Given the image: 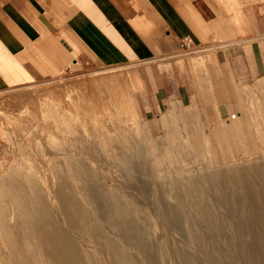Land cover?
Returning a JSON list of instances; mask_svg holds the SVG:
<instances>
[{
	"label": "rangeland",
	"instance_id": "1",
	"mask_svg": "<svg viewBox=\"0 0 264 264\" xmlns=\"http://www.w3.org/2000/svg\"><path fill=\"white\" fill-rule=\"evenodd\" d=\"M125 66H128L123 69L126 71H130L129 67H136ZM108 67L95 62L71 65L48 81L0 88V175L17 168L19 176L23 178L31 174L42 185V169L46 170L42 148L53 146L52 140L46 144L36 123L26 126L21 117L6 111V95L47 86L61 90L62 86L81 77L120 71L104 69ZM134 100L139 111L136 97ZM256 101H259L257 114H250L240 121L232 119V115L235 116L232 114L228 123L223 119L215 123L211 114L198 112L196 107L140 114L144 131L139 137L132 135L130 140L137 142L142 153L137 170H129L125 175L128 179H135L136 188L118 190L117 186L113 191L115 196L132 201V207L123 206L124 211L115 221H118V227L131 222L136 224L132 233L124 232L131 245L139 244L143 248L138 264H264V160H257L261 155L256 153V147L260 142L264 143V128L260 129V126L264 127V90ZM248 120L256 127L249 128ZM144 135L147 146L142 143ZM70 139L73 142L74 138ZM94 149L89 152L90 156L100 159L104 156V162L113 163L107 154L98 155ZM253 166L261 170L254 172ZM101 168L105 170H93L102 175L94 192L107 198L117 177L105 166ZM188 180L191 183L186 185ZM18 199L19 205L25 208L35 204V199L49 206L52 202L49 194L41 191ZM121 206V203H113L108 213L121 210ZM52 214L51 218L56 220ZM3 221H9V218H3ZM100 224L101 229L84 228L81 233L89 244L91 242L89 246L84 247L72 236L71 240L86 253H93L91 246L102 248L106 237L102 229L109 228L107 221L102 220ZM110 237L121 240L113 233ZM111 239L110 242H114ZM130 251L134 253L136 250L132 248Z\"/></svg>",
	"mask_w": 264,
	"mask_h": 264
},
{
	"label": "crops",
	"instance_id": "2",
	"mask_svg": "<svg viewBox=\"0 0 264 264\" xmlns=\"http://www.w3.org/2000/svg\"><path fill=\"white\" fill-rule=\"evenodd\" d=\"M90 62L133 77L141 115L247 119L264 90V0H0V88Z\"/></svg>",
	"mask_w": 264,
	"mask_h": 264
},
{
	"label": "bare ground",
	"instance_id": "3",
	"mask_svg": "<svg viewBox=\"0 0 264 264\" xmlns=\"http://www.w3.org/2000/svg\"><path fill=\"white\" fill-rule=\"evenodd\" d=\"M110 75L81 77L62 86L61 90L47 86L6 95V111L21 117L26 126L36 123L46 144L52 140L53 146H42L46 156L42 185L31 174L19 176L17 168L0 175V264H138L143 248L139 244V247L131 245L124 232L132 233L136 224L131 222L118 227L115 221L123 206L132 207V201L115 196L113 191L117 186L118 190L136 188L135 179L125 175L129 170H137L142 150L130 138L144 130L134 100L133 77ZM70 137L74 138L73 142ZM142 137V143L147 146L145 135ZM93 148L98 155L107 154L113 163L104 162V156V159L90 156ZM257 152L261 155L257 160H264L263 142L256 147ZM104 166L117 177L107 198L94 192L102 175L93 170H105L101 168ZM252 169L254 172L261 170L257 166ZM190 183L191 180L185 182L186 185ZM39 190L52 198L50 206L36 199L33 200L35 204L26 208L19 205L20 196L34 195ZM113 203H121L122 209H113L110 214L108 211ZM51 213L56 220L51 218ZM6 217L9 221H3ZM48 219L53 222L49 223ZM102 220L109 223L108 229L117 226L114 230L102 229L106 236L102 248L93 245V253H86L71 240L72 236L84 247L89 246L91 242L89 244L81 233L87 228L101 229ZM112 233L122 241L111 239ZM132 248L136 253L130 251Z\"/></svg>",
	"mask_w": 264,
	"mask_h": 264
},
{
	"label": "built area",
	"instance_id": "4",
	"mask_svg": "<svg viewBox=\"0 0 264 264\" xmlns=\"http://www.w3.org/2000/svg\"><path fill=\"white\" fill-rule=\"evenodd\" d=\"M181 44H182V47L187 51H199L205 48L203 45L192 43L191 41L187 39H182Z\"/></svg>",
	"mask_w": 264,
	"mask_h": 264
}]
</instances>
